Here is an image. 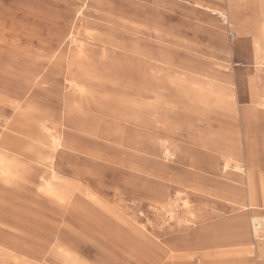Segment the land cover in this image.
<instances>
[{"label":"rangeland","instance_id":"1","mask_svg":"<svg viewBox=\"0 0 264 264\" xmlns=\"http://www.w3.org/2000/svg\"><path fill=\"white\" fill-rule=\"evenodd\" d=\"M226 2L0 0V154L19 164L0 177V264H76L58 246L80 264H264L245 177L264 178V67ZM17 102L62 146L8 138Z\"/></svg>","mask_w":264,"mask_h":264},{"label":"bare ground","instance_id":"2","mask_svg":"<svg viewBox=\"0 0 264 264\" xmlns=\"http://www.w3.org/2000/svg\"><path fill=\"white\" fill-rule=\"evenodd\" d=\"M225 5V4H224ZM253 5L255 11L260 15V21L256 26L250 30L246 31V23L242 21V12L243 9ZM226 9L217 11V14L224 19V21L231 20L235 24L238 32L240 34L246 35L251 34L253 41L254 49V60L257 66L264 67V0H254L250 2L249 0H227ZM230 17H229V16ZM251 80V79H250ZM256 93L257 99L253 101L254 107L252 112H259L260 114L264 113V101L260 99L261 92H257L255 88H252ZM4 99L0 98V102H3ZM15 108V111L19 113L21 119V126L19 129L15 130V125H12L9 128L8 138L10 139H40L35 135L45 134L48 139H50L51 147H61L62 142L61 138L52 133L51 128L46 123H38L30 120V114L23 112V108L20 106L19 102L12 104ZM240 112V111H239ZM24 127L25 129H23ZM28 129V130H27ZM40 145H33L34 148L39 146L38 150H44L48 146L45 141H38ZM1 148V147H0ZM2 149V148H1ZM19 164L15 161H11L8 155L0 154V177L9 182L17 178V167ZM230 167V162L225 163V170H228ZM240 169V168H238ZM52 177L56 179V172L54 168L52 169ZM245 177L247 182V198L250 202L251 207H257L262 203L264 207V178L256 177L255 168L252 164H248V167L245 171ZM42 189L47 194L48 198L51 201L62 203L65 202L67 196L64 193H61L54 187L52 183H49L46 179H42ZM188 201V200H187ZM188 207V206H187ZM250 213V212H249ZM254 226L255 238L258 240L259 251L264 253V218L263 217H254L252 219ZM252 224V223H251ZM253 229V228H252ZM60 252L72 260L76 264H80L79 259L73 254L58 246ZM13 261V260H12ZM17 263V262H16Z\"/></svg>","mask_w":264,"mask_h":264}]
</instances>
